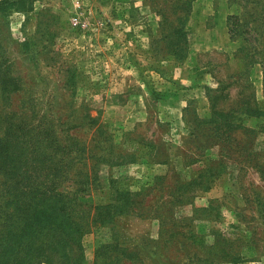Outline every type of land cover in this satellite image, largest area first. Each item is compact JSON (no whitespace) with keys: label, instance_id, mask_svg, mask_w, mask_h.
Returning <instances> with one entry per match:
<instances>
[{"label":"rangeland","instance_id":"obj_1","mask_svg":"<svg viewBox=\"0 0 264 264\" xmlns=\"http://www.w3.org/2000/svg\"><path fill=\"white\" fill-rule=\"evenodd\" d=\"M9 150L82 232L13 264H264V0H0Z\"/></svg>","mask_w":264,"mask_h":264},{"label":"trees","instance_id":"obj_2","mask_svg":"<svg viewBox=\"0 0 264 264\" xmlns=\"http://www.w3.org/2000/svg\"><path fill=\"white\" fill-rule=\"evenodd\" d=\"M20 157L18 154L15 157L10 150L0 156L3 164L0 165V176L3 178L0 181V202L3 205V210H0V249L5 252L0 264H13L10 262L12 255L8 253L20 246L22 239L31 231L44 236V232L59 233L62 238L65 235L70 237L71 242L77 246L81 243L82 232L70 223L67 224L66 221L64 223L67 219L59 210L63 201V195L58 191L60 171L50 169L38 180L33 170L15 168V163ZM70 200L76 203L75 198ZM63 223L69 234H65ZM42 251V246L37 244L31 255L18 257L20 259L18 264H26V261L35 254L46 255Z\"/></svg>","mask_w":264,"mask_h":264},{"label":"crops","instance_id":"obj_3","mask_svg":"<svg viewBox=\"0 0 264 264\" xmlns=\"http://www.w3.org/2000/svg\"><path fill=\"white\" fill-rule=\"evenodd\" d=\"M220 27L225 26V23H219ZM226 31V30H225ZM194 89L196 90V99L201 102V101H205L206 103L209 101L207 96L204 93V87L203 85H199V86H194Z\"/></svg>","mask_w":264,"mask_h":264}]
</instances>
